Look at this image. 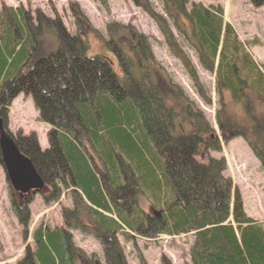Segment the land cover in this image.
<instances>
[{"label": "trees", "instance_id": "16d2710c", "mask_svg": "<svg viewBox=\"0 0 264 264\" xmlns=\"http://www.w3.org/2000/svg\"><path fill=\"white\" fill-rule=\"evenodd\" d=\"M131 1L154 18L193 86L199 85L196 70L179 37L203 69L215 70L219 99L226 92L240 112L227 113L220 102L217 136L154 58L147 37L130 24L108 23L104 53L87 55L85 37L68 33L40 12L32 16L20 6H3L0 116L6 119L17 93L29 94L39 119L50 125L48 145L41 149L34 134L19 133L15 144L44 180L45 202L57 200L61 188H72L63 225L38 224L31 234L33 248L27 246L16 264H97L94 255L86 258L73 247L71 228L103 244L105 264H126L115 238L126 229L143 236L193 231L190 264H264V222L244 214L231 181L221 175L224 159L208 155L220 150L219 138L241 136L264 168V73L223 21L220 6L159 0L176 37L148 0ZM249 1L264 6V0ZM47 41L55 49L36 58L40 43ZM198 93L207 97L201 86ZM144 192L155 201L158 215L138 208L135 197ZM9 195L25 224L29 201L19 205L14 192ZM229 210L236 228L227 221ZM86 213L94 223L90 228L79 220Z\"/></svg>", "mask_w": 264, "mask_h": 264}, {"label": "rangeland", "instance_id": "374dc122", "mask_svg": "<svg viewBox=\"0 0 264 264\" xmlns=\"http://www.w3.org/2000/svg\"><path fill=\"white\" fill-rule=\"evenodd\" d=\"M191 1L204 6H220L223 21L232 26L244 49L264 73V6H255L249 0ZM69 2H74L78 13L84 14L88 22L81 21L83 31H79L81 26L74 25V17L68 7ZM151 2L155 12L162 14L157 0H151ZM8 3L13 6H22L32 16L40 12L48 19L61 24L69 33H76L77 28L78 32L84 34L87 39V45L89 44L87 55L104 53L102 48L107 36L106 25L108 23L126 24L130 22L148 37L154 58L164 67L172 81L182 89L188 99L193 101L196 107L203 112L215 132H217L215 112L220 108V102L227 113L237 115L240 112L237 103L231 101L226 92H223V98L219 99L215 91V73L207 72L201 68L192 49L179 37L180 45L195 66L199 85L196 88L193 86L180 61L171 55L153 18L130 0H0V7ZM172 32L176 34L173 29ZM48 37L47 40H50L51 35ZM48 43L49 41L40 43L36 58L44 57L45 54L55 49V47H51V43ZM113 67L116 69L114 65ZM200 86L204 94L207 95L205 99H202L198 93ZM6 115L8 130L12 133L19 130L20 135L33 132L41 149L47 147L46 133L50 125L40 121L39 113L35 109L31 96L23 93L17 94L12 99ZM208 155L217 159L224 158L226 167L223 174L231 178L233 186L235 185V192L239 195V204H241L240 208L247 216L258 222H264V170L259 166V162L244 141L241 138L230 139L221 144L220 152L209 150ZM94 159L96 166L103 170L97 158ZM6 182L5 171L0 166V264H16L26 246L33 248L29 234L35 225L47 224L54 227L63 224L59 212L63 206L70 205V197L66 192V190L70 192V187L60 189L61 195L58 202L43 203L40 195L30 198L29 215L26 218V223L21 224L17 212H14L15 208L10 206ZM28 196H23L24 200H27ZM15 198L19 205L20 202L21 204L24 202L23 199L20 200L16 196ZM135 199L140 210L155 215L157 205L149 194L137 193ZM84 218L90 227L94 225L90 219H87L91 218L87 213ZM79 220L82 222L81 219ZM22 229H25L27 236L23 235ZM69 231L73 246L81 249L84 257L92 258L91 256L94 255L97 264L99 261L100 264H104L103 244L100 241L94 239L89 233L76 229L72 231L69 229ZM129 234V236L115 234L116 241L123 247L122 254L127 264H139L138 255L142 256L145 264H165V261H169L170 264H190L188 248L192 241L190 233L169 236L156 232L150 235L152 238L147 239L134 231ZM76 264L79 263L76 262Z\"/></svg>", "mask_w": 264, "mask_h": 264}, {"label": "water", "instance_id": "95a60500", "mask_svg": "<svg viewBox=\"0 0 264 264\" xmlns=\"http://www.w3.org/2000/svg\"><path fill=\"white\" fill-rule=\"evenodd\" d=\"M1 163L10 185L22 193L40 190L44 180L34 168L30 159L24 156L12 139H0Z\"/></svg>", "mask_w": 264, "mask_h": 264}, {"label": "bare ground", "instance_id": "6f19581e", "mask_svg": "<svg viewBox=\"0 0 264 264\" xmlns=\"http://www.w3.org/2000/svg\"><path fill=\"white\" fill-rule=\"evenodd\" d=\"M71 15L74 17V20L77 21L79 20L80 23L81 21H86L85 19V16L82 15V14H79L78 12H75V11H71ZM228 214H229V218L227 221H230V223L234 226V228H236L238 226V224L233 220V214L231 212V210L228 211ZM118 245H119V242L117 241ZM119 248L121 250V252H123V247L121 245H119Z\"/></svg>", "mask_w": 264, "mask_h": 264}]
</instances>
